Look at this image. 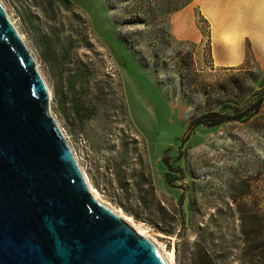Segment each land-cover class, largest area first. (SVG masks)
Wrapping results in <instances>:
<instances>
[{
    "label": "rangeland",
    "instance_id": "1",
    "mask_svg": "<svg viewBox=\"0 0 264 264\" xmlns=\"http://www.w3.org/2000/svg\"><path fill=\"white\" fill-rule=\"evenodd\" d=\"M0 1L104 204L171 264H264V1Z\"/></svg>",
    "mask_w": 264,
    "mask_h": 264
},
{
    "label": "water",
    "instance_id": "2",
    "mask_svg": "<svg viewBox=\"0 0 264 264\" xmlns=\"http://www.w3.org/2000/svg\"><path fill=\"white\" fill-rule=\"evenodd\" d=\"M0 264H168L91 193L0 2Z\"/></svg>",
    "mask_w": 264,
    "mask_h": 264
},
{
    "label": "trees",
    "instance_id": "3",
    "mask_svg": "<svg viewBox=\"0 0 264 264\" xmlns=\"http://www.w3.org/2000/svg\"><path fill=\"white\" fill-rule=\"evenodd\" d=\"M115 1H119V2H125V1L131 2V1H134V2H136L137 0H115ZM115 1L114 0H108V2L110 3L109 5L110 6L111 5L112 6H115V4H116ZM122 22L123 23H126V24L141 22V23H144L145 25H147L148 19H146V18L141 19V17H139V15L136 12H134V13L131 12L128 15H126V18ZM159 31H161L162 35L165 36V38L168 40L167 42H170L169 41L170 40V38H169V32L165 28H163V27H161L159 29ZM122 39L128 45H130L132 48H135L134 47V43L132 42V39H131V37H129V35H127L125 33L123 34V32H122ZM228 119H229V117L226 116V115H222L221 117H217V118L215 116V118H214V120H212V123L211 124L212 125H217V124H220V123H222V122H224V121H226ZM147 176H148L147 180H148L149 186H150V188H151V190L153 192V195H154V184H153V180H152V175H151V173L149 171L147 172ZM133 196H135V200H136V202L138 204H140V205L142 203H144L146 205L149 204V199H148L147 196H145V195H143L141 193H134ZM125 197H126V199H129V195L127 193L125 194ZM124 209L127 210V211H129L128 208H125L124 207Z\"/></svg>",
    "mask_w": 264,
    "mask_h": 264
},
{
    "label": "bare ground",
    "instance_id": "4",
    "mask_svg": "<svg viewBox=\"0 0 264 264\" xmlns=\"http://www.w3.org/2000/svg\"><path fill=\"white\" fill-rule=\"evenodd\" d=\"M1 2V1H0ZM92 195L94 196V198L96 200H98L100 203L104 204L97 196L96 194H94V192L92 191V188H90ZM106 205V204H104ZM107 207H109L112 211H114L118 216H120L124 221H126L127 223H129L132 227H134V229L137 231L138 234L148 238L155 246L156 248L160 251V253L162 254V256L164 257V259L166 260V262L168 264H171L170 259L168 258V256L164 253V251L158 246L156 245L146 234H144V232L140 229H138L134 224H132L129 221V218H127L126 216H124L123 214L118 213L116 210H114L113 208H111L110 206L106 205ZM171 257H173V254H171Z\"/></svg>",
    "mask_w": 264,
    "mask_h": 264
},
{
    "label": "crops",
    "instance_id": "5",
    "mask_svg": "<svg viewBox=\"0 0 264 264\" xmlns=\"http://www.w3.org/2000/svg\"><path fill=\"white\" fill-rule=\"evenodd\" d=\"M249 2H253V3H259V2H261V1H264V0H248Z\"/></svg>",
    "mask_w": 264,
    "mask_h": 264
}]
</instances>
